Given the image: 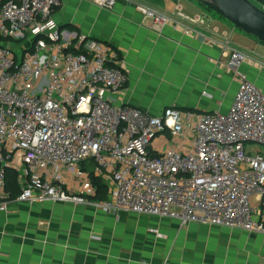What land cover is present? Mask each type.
I'll use <instances>...</instances> for the list:
<instances>
[{"label":"built area","instance_id":"obj_1","mask_svg":"<svg viewBox=\"0 0 264 264\" xmlns=\"http://www.w3.org/2000/svg\"><path fill=\"white\" fill-rule=\"evenodd\" d=\"M85 1L106 10L118 2ZM60 5H0V212L10 200L89 204L97 190L92 174L108 194L92 203L108 214L264 235V95L241 72L245 56L233 51L227 60L238 89L226 114L166 108L150 116L112 102L128 82L117 52L84 38L72 47L53 18ZM136 9L156 30L170 23ZM176 17L203 25L181 12ZM158 137L171 145L158 150ZM253 146L262 150H247ZM6 168L17 172L14 199L5 190Z\"/></svg>","mask_w":264,"mask_h":264},{"label":"crops","instance_id":"obj_2","mask_svg":"<svg viewBox=\"0 0 264 264\" xmlns=\"http://www.w3.org/2000/svg\"><path fill=\"white\" fill-rule=\"evenodd\" d=\"M60 1L53 18L72 47L84 38L117 52L128 82L111 97L115 105L150 116L166 108L226 114L238 89L227 68L233 51L245 56L241 72L264 95V43L193 0H118L112 10L85 0ZM137 6L170 23L154 29ZM177 12L203 25L181 21ZM165 140L156 138L155 147L166 150L171 140ZM90 203L10 200L0 212V264H264V235L123 211L113 215Z\"/></svg>","mask_w":264,"mask_h":264},{"label":"water","instance_id":"obj_3","mask_svg":"<svg viewBox=\"0 0 264 264\" xmlns=\"http://www.w3.org/2000/svg\"><path fill=\"white\" fill-rule=\"evenodd\" d=\"M193 1L208 8L244 34L264 43V8L252 0Z\"/></svg>","mask_w":264,"mask_h":264},{"label":"trees","instance_id":"obj_4","mask_svg":"<svg viewBox=\"0 0 264 264\" xmlns=\"http://www.w3.org/2000/svg\"><path fill=\"white\" fill-rule=\"evenodd\" d=\"M10 0H0V5L5 4ZM257 6L264 8V0H255L253 1ZM201 5V4H199ZM202 6V5H201ZM207 11L212 12L208 8L202 6ZM214 13V12H213ZM257 40V39H256ZM5 190L10 195L11 199L16 198L20 193V187L17 180V172L11 168L5 169ZM91 179L93 185L97 188L95 196L92 198V201L97 203H102L107 200V185L103 183L100 178H96L91 174Z\"/></svg>","mask_w":264,"mask_h":264},{"label":"rangeland","instance_id":"obj_5","mask_svg":"<svg viewBox=\"0 0 264 264\" xmlns=\"http://www.w3.org/2000/svg\"><path fill=\"white\" fill-rule=\"evenodd\" d=\"M146 1L150 2V1H152V0H146ZM252 1H255V0H252ZM210 13H213V12H210ZM214 14H215V13H214ZM215 15H216V14H215ZM247 150H249V151H257V150H260V151H261L262 149H261V147L253 146V147H248ZM12 163H13V162H12ZM14 164H15V161H14ZM15 167L18 168L17 166H15ZM251 203L254 204L255 201L252 200Z\"/></svg>","mask_w":264,"mask_h":264}]
</instances>
